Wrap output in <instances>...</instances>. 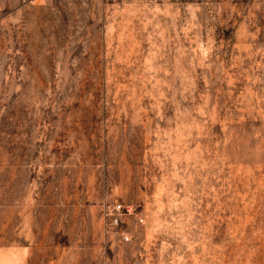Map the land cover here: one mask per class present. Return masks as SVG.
<instances>
[{
  "label": "rangeland",
  "instance_id": "rangeland-1",
  "mask_svg": "<svg viewBox=\"0 0 264 264\" xmlns=\"http://www.w3.org/2000/svg\"><path fill=\"white\" fill-rule=\"evenodd\" d=\"M0 264H264V0H0Z\"/></svg>",
  "mask_w": 264,
  "mask_h": 264
}]
</instances>
